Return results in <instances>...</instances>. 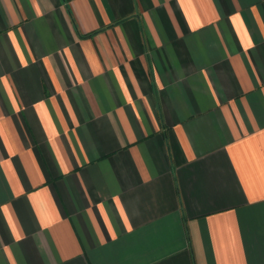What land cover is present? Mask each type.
<instances>
[{"label": "crops", "instance_id": "1", "mask_svg": "<svg viewBox=\"0 0 264 264\" xmlns=\"http://www.w3.org/2000/svg\"><path fill=\"white\" fill-rule=\"evenodd\" d=\"M0 264H264V0H0Z\"/></svg>", "mask_w": 264, "mask_h": 264}]
</instances>
